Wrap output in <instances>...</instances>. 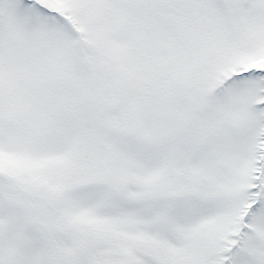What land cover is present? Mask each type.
Masks as SVG:
<instances>
[{"label": "snow or ice", "instance_id": "obj_1", "mask_svg": "<svg viewBox=\"0 0 264 264\" xmlns=\"http://www.w3.org/2000/svg\"><path fill=\"white\" fill-rule=\"evenodd\" d=\"M0 264H264V0H0Z\"/></svg>", "mask_w": 264, "mask_h": 264}]
</instances>
